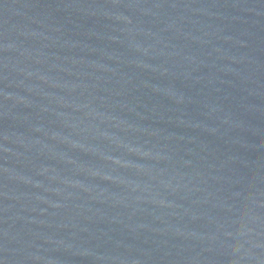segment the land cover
Instances as JSON below:
<instances>
[{"label":"water","instance_id":"obj_1","mask_svg":"<svg viewBox=\"0 0 264 264\" xmlns=\"http://www.w3.org/2000/svg\"><path fill=\"white\" fill-rule=\"evenodd\" d=\"M0 264H264V0H0Z\"/></svg>","mask_w":264,"mask_h":264}]
</instances>
